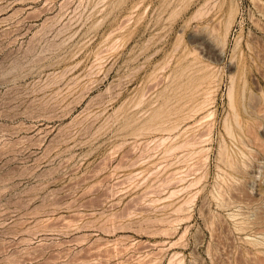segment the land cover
Returning <instances> with one entry per match:
<instances>
[{
  "label": "rangeland",
  "instance_id": "374dc122",
  "mask_svg": "<svg viewBox=\"0 0 264 264\" xmlns=\"http://www.w3.org/2000/svg\"><path fill=\"white\" fill-rule=\"evenodd\" d=\"M0 264H264V0H0Z\"/></svg>",
  "mask_w": 264,
  "mask_h": 264
},
{
  "label": "bare ground",
  "instance_id": "6f19581e",
  "mask_svg": "<svg viewBox=\"0 0 264 264\" xmlns=\"http://www.w3.org/2000/svg\"><path fill=\"white\" fill-rule=\"evenodd\" d=\"M201 12H202V11H201ZM199 13H200V12H199ZM196 32H197V31H196ZM224 38H225V37H224ZM201 43H202V42H201ZM194 110H195V109H194ZM194 110H193V111H194ZM193 111H192V113H193ZM195 113H196V112H195ZM193 114H194V113H193ZM206 115H207V114H206ZM209 115H210V114H209ZM209 115H208V116H209ZM203 117H204V115H203ZM201 118H202V117H201ZM198 137H199V136H198ZM166 138H167V137H166ZM163 140H164V139H163ZM193 141H194V140H193ZM199 141H200V140H199ZM189 144H190V143H189ZM197 144H198V143H197ZM180 145H181V144H180ZM183 145H184V144H183ZM183 145H182V146H183ZM187 145H188V144H187ZM182 146H181V147H182ZM188 146H189V145H188ZM173 147H174V146H173ZM200 149H201V148H200ZM171 150H172V149H171ZM173 150H174V149H173ZM193 150H194V149H193ZM199 152H200V151H199ZM201 152L203 153V151H201ZM188 154H189V153H188ZM197 154H198V153H197ZM199 154H201V153H199ZM199 154H198V155H199ZM192 156H193V155H192ZM194 156H195V155H194ZM231 160H232V159H231ZM231 164H232V163H231ZM173 191H174V189H173ZM171 193H173V192H171Z\"/></svg>",
  "mask_w": 264,
  "mask_h": 264
}]
</instances>
